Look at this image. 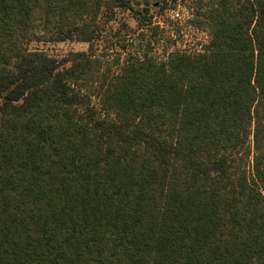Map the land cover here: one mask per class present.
<instances>
[{"label": "trees", "instance_id": "1", "mask_svg": "<svg viewBox=\"0 0 264 264\" xmlns=\"http://www.w3.org/2000/svg\"><path fill=\"white\" fill-rule=\"evenodd\" d=\"M118 8L149 20L0 0V264H264V0H194L201 51L98 79ZM65 39L90 45L31 46Z\"/></svg>", "mask_w": 264, "mask_h": 264}, {"label": "rangeland", "instance_id": "2", "mask_svg": "<svg viewBox=\"0 0 264 264\" xmlns=\"http://www.w3.org/2000/svg\"><path fill=\"white\" fill-rule=\"evenodd\" d=\"M154 1L132 0L135 9L142 6L149 9L148 12L139 14L145 18L149 17L144 25L138 24L136 13L123 8L116 9L114 15L107 19L105 36L99 44L94 45L92 55L94 62H99L101 77L98 79L119 73L124 59L128 56L140 57L147 53L149 57L159 61L173 51L196 53L202 50L209 40V34L203 27L191 24L190 5L194 0L169 1L162 9H159ZM174 11L179 13L178 16L174 15ZM115 39L117 41L111 43ZM89 45L88 42L65 39L40 41L31 46L43 50L48 55L62 57L71 51L87 50ZM91 104L99 111L95 96L91 97Z\"/></svg>", "mask_w": 264, "mask_h": 264}, {"label": "built area", "instance_id": "3", "mask_svg": "<svg viewBox=\"0 0 264 264\" xmlns=\"http://www.w3.org/2000/svg\"><path fill=\"white\" fill-rule=\"evenodd\" d=\"M178 14H179V13H178L177 11H174V15L178 16Z\"/></svg>", "mask_w": 264, "mask_h": 264}]
</instances>
